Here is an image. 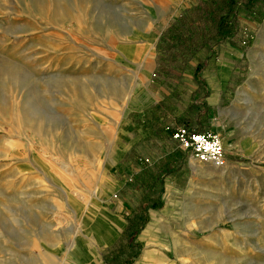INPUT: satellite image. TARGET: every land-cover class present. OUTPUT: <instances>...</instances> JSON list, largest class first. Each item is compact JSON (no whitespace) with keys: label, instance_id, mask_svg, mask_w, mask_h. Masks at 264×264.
I'll use <instances>...</instances> for the list:
<instances>
[{"label":"rangeland","instance_id":"374dc122","mask_svg":"<svg viewBox=\"0 0 264 264\" xmlns=\"http://www.w3.org/2000/svg\"><path fill=\"white\" fill-rule=\"evenodd\" d=\"M196 4L0 0V264H135L144 249L151 254L145 239L170 256L160 238L170 237V224L147 227L161 205L162 178L176 166L163 152L172 162L191 158L199 167L193 173L212 175L208 185L221 184L218 174L236 175V183L224 181L229 195L264 200V123L256 126L260 147L238 151L228 168L229 138H221V167L205 166L172 139L179 127L211 130L194 71L202 81L206 70L214 74L221 45L239 34L242 56L232 75L247 77L252 31L239 16L259 18L264 8L255 2L238 15L234 33L207 49L159 39ZM257 211L264 223V206ZM224 226L191 232L203 252L193 253L192 264H264V227L237 233ZM218 251L228 260L217 261Z\"/></svg>","mask_w":264,"mask_h":264},{"label":"crops","instance_id":"0c3cea01","mask_svg":"<svg viewBox=\"0 0 264 264\" xmlns=\"http://www.w3.org/2000/svg\"><path fill=\"white\" fill-rule=\"evenodd\" d=\"M239 19L240 26L252 31L245 57L247 77L241 79L232 75V72L238 71L236 59L242 56L238 44L239 34L224 46L221 45L223 48L219 51L223 54V60L215 63V73L211 74L206 70L203 75L206 91L203 101L206 113L207 110L210 113L207 114L206 126L215 132L220 140H224V137L230 139L228 149L231 154L227 158L232 161L227 159L226 168L236 162L234 155H238V151H254L260 147L256 135L261 129L256 126L264 123L261 120L264 119V8L259 18L246 20L239 16ZM171 155L174 157L176 154ZM159 157L168 158L169 166L173 163H176V166H172L162 178L161 205L158 211H153L150 215L151 222L147 227L160 230L165 222L170 224V237L160 235V238L167 240L169 244L170 256L165 255L161 243L152 244L145 239L144 247L152 246L153 249L151 254L144 249L135 264H192L193 253L202 252L191 243V232L195 230H224V225L228 223V229L237 233L264 227L263 221L256 217L260 212L257 210L264 206V200L254 194L252 200L231 196L228 193L231 191L230 187L225 189L224 181L233 178L236 183V175L229 179L228 174H218L213 178L221 184L208 185V177L212 175L193 173L199 167H196L191 158L172 162L170 155L165 152ZM204 164H207V167L212 165L206 162ZM249 181L257 182V179ZM223 215L227 216V222L223 221ZM222 236L223 233L219 232L216 238V244L221 246L224 244ZM227 244L232 247L231 262L238 263L240 259L236 244ZM218 253L217 261H227L230 257L227 253Z\"/></svg>","mask_w":264,"mask_h":264},{"label":"trees","instance_id":"16d2710c","mask_svg":"<svg viewBox=\"0 0 264 264\" xmlns=\"http://www.w3.org/2000/svg\"><path fill=\"white\" fill-rule=\"evenodd\" d=\"M255 2L264 0H197V4L180 14L159 34L167 45L182 49L204 48L234 33L238 15L247 14ZM193 79L202 83L195 69Z\"/></svg>","mask_w":264,"mask_h":264},{"label":"built area","instance_id":"2783aa9c","mask_svg":"<svg viewBox=\"0 0 264 264\" xmlns=\"http://www.w3.org/2000/svg\"><path fill=\"white\" fill-rule=\"evenodd\" d=\"M194 136H203L204 141L208 143H215L219 140L220 151L218 153L209 151H204L202 145L204 141L197 142L193 139ZM172 139L176 144L183 150L190 151L191 155L200 162L210 163L215 167H221L224 164V152L221 144L220 137L210 130H202L199 132L190 131L185 127H179L172 133ZM187 145V146H186ZM200 147V150L197 151V148Z\"/></svg>","mask_w":264,"mask_h":264},{"label":"clouds","instance_id":"9594fccd","mask_svg":"<svg viewBox=\"0 0 264 264\" xmlns=\"http://www.w3.org/2000/svg\"><path fill=\"white\" fill-rule=\"evenodd\" d=\"M193 139L197 142L204 141L203 136H194ZM217 145H219L218 139L215 141V143H211V144L208 143L207 141H204L202 147H203L204 151L211 150L212 152L218 153L220 151V148ZM199 150H200V147L197 148V151H199Z\"/></svg>","mask_w":264,"mask_h":264}]
</instances>
